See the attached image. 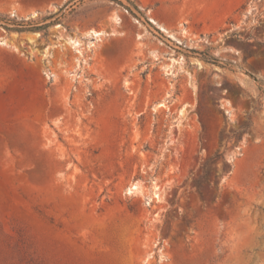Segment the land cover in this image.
<instances>
[{
	"label": "rangeland",
	"instance_id": "374dc122",
	"mask_svg": "<svg viewBox=\"0 0 264 264\" xmlns=\"http://www.w3.org/2000/svg\"><path fill=\"white\" fill-rule=\"evenodd\" d=\"M0 39V264H264V0H0Z\"/></svg>",
	"mask_w": 264,
	"mask_h": 264
},
{
	"label": "bare ground",
	"instance_id": "6f19581e",
	"mask_svg": "<svg viewBox=\"0 0 264 264\" xmlns=\"http://www.w3.org/2000/svg\"><path fill=\"white\" fill-rule=\"evenodd\" d=\"M36 13H34V14H32L31 16L32 17H36ZM90 34H92V35H95V36H99L101 33H99V32H91ZM32 42V41H31ZM69 43L70 44H72V45H74V46H79L80 45V42L77 40V39H74V38H70L69 39ZM0 45H2V46H7L8 44H7V42L4 40V39H0ZM137 189V186H135V187H132L131 189H130V191H132L133 189Z\"/></svg>",
	"mask_w": 264,
	"mask_h": 264
}]
</instances>
